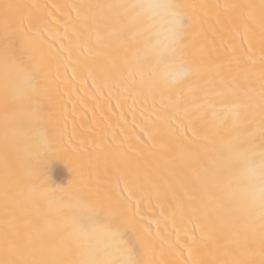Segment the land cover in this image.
I'll return each instance as SVG.
<instances>
[{"label":"snow or ice","instance_id":"snow-or-ice-1","mask_svg":"<svg viewBox=\"0 0 264 264\" xmlns=\"http://www.w3.org/2000/svg\"><path fill=\"white\" fill-rule=\"evenodd\" d=\"M161 15L163 40L152 31ZM0 60L24 84L5 95L0 121V264H257V243L264 264V209H242L224 178L233 160L264 164V0H0ZM61 70L106 101L87 152L89 174L103 167L108 179L101 192L81 166L57 199L45 191L62 136L37 139L26 123L44 128ZM134 97L151 101L143 137L112 120V102L123 115Z\"/></svg>","mask_w":264,"mask_h":264},{"label":"bare ground","instance_id":"bare-ground-1","mask_svg":"<svg viewBox=\"0 0 264 264\" xmlns=\"http://www.w3.org/2000/svg\"><path fill=\"white\" fill-rule=\"evenodd\" d=\"M14 2L23 4L33 3H51L53 0H14ZM63 2V0H59ZM193 2H200V0H193ZM215 2V0H210ZM207 27V26H206ZM167 29V21L161 15L153 21L152 31L159 33L160 39L163 40L164 34ZM63 30L61 29V32ZM215 39L216 47L213 51V55L217 56L221 60L226 58L224 47L221 46L219 38L214 37L211 32L208 34V44L211 48L212 40ZM7 70V74L10 80L20 76L19 72L12 65L5 66L2 60H0V78ZM53 74L55 75V66L53 67ZM71 73H69V76ZM92 93L86 89H81L80 85L73 82L68 84L63 79V71L61 70V79L58 81V88L54 87L51 95L44 100V107L47 111L44 113L45 121L43 127L47 129L49 136L61 137L63 139V146L60 153H51V161L47 167V188L45 195H50L53 198H61L66 195L67 191L71 188L78 186L80 182L79 168L82 166L84 169V180L96 185L101 192L104 191L107 184L108 177L106 176L103 167L99 169L93 168L91 174L89 169L92 167L89 164L87 148L90 147L91 142L96 138L100 132L101 125L99 124V113L95 114L93 109L97 103H106V101H97L90 99ZM124 104L121 115V109L116 108V102H112V108L115 111V115L112 117L113 123L118 120L124 124L126 132L131 135H140L143 137V133L140 132L137 125L143 126L147 122V117L150 115L151 101L147 103L141 98L127 99ZM3 116V100L0 99V121ZM187 121H185V124ZM176 134L183 139L185 135V128L181 127L179 121L174 123ZM40 126L37 125L33 128V125L26 123V131L37 130ZM120 131L119 128L116 129ZM198 132H206L207 136L212 137L213 131L210 128L197 123ZM31 134V132H29ZM189 131L187 135H191ZM146 139V138H145ZM0 169H2V162H0ZM65 189V191H60ZM41 207L46 208L45 200H41ZM154 207V206H153ZM143 211L147 216L159 215V209L150 208L147 203L143 207ZM151 230L156 232L157 226L152 224ZM165 225L161 224L160 229L163 231ZM170 227V226H169ZM97 238L104 240L106 237L104 234L98 233ZM258 239V238H257ZM259 262V245L257 243V252L253 257Z\"/></svg>","mask_w":264,"mask_h":264},{"label":"clouds","instance_id":"clouds-1","mask_svg":"<svg viewBox=\"0 0 264 264\" xmlns=\"http://www.w3.org/2000/svg\"><path fill=\"white\" fill-rule=\"evenodd\" d=\"M170 69L161 66L159 69L162 82L172 83L164 77ZM23 79L18 76L10 80L5 71L0 78V99L4 100L6 94H11L23 89ZM37 139L47 137L46 128H38L35 131ZM255 162L251 165L243 159L233 160L224 171V178L229 181L228 194L245 211L251 214H258L264 209V164L261 158L256 156Z\"/></svg>","mask_w":264,"mask_h":264}]
</instances>
